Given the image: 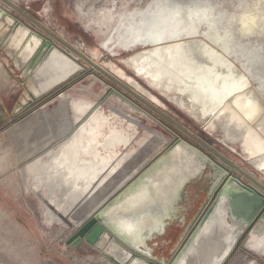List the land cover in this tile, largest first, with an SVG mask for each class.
<instances>
[{
	"label": "bare ground",
	"instance_id": "6f19581e",
	"mask_svg": "<svg viewBox=\"0 0 264 264\" xmlns=\"http://www.w3.org/2000/svg\"><path fill=\"white\" fill-rule=\"evenodd\" d=\"M109 6L107 13H102L110 23L113 20L114 28L136 27L141 34L129 37L123 33L120 42L107 38L103 43L106 49L114 55L118 50L132 51L122 60L139 77L176 102L179 108L202 123L209 134L217 135L222 144L264 175V101L247 75L230 60H236V42L229 28L221 26L222 15L214 16L212 8L203 1L187 2L180 10L169 0H135L132 8L119 7L116 15L113 8L118 6L117 2ZM161 10L178 13L182 18L189 16V22L200 24L193 27L196 29L186 24L183 27L188 28L183 29L172 22L167 31H175L180 39L143 46L148 40L145 27L140 23L149 17L155 18ZM10 23L13 22L10 20ZM91 26L89 20L84 27L91 32ZM203 28L205 32H201ZM25 33L19 29L14 44H18ZM199 37L205 41L196 39ZM188 40L191 41L186 42ZM174 49H178L179 54H173ZM53 62L61 72L68 70V63ZM110 67L115 75L126 79L114 65ZM225 78L229 83L224 82ZM258 78L259 86L264 89V76ZM237 88L240 91L228 97L229 91ZM203 89L213 90L215 97L210 98ZM111 91L131 110L152 118L123 94ZM15 131L17 156L25 182L28 184L31 177H40L42 186L49 192L46 202L56 209L52 217L45 213L44 221L70 224L74 232L145 169L168 143V136L161 130L143 132L139 120L128 111L84 96H73L62 108L43 111L34 128L29 127L24 132L15 128ZM244 247L264 257V214L247 236Z\"/></svg>",
	"mask_w": 264,
	"mask_h": 264
},
{
	"label": "rangeland",
	"instance_id": "374dc122",
	"mask_svg": "<svg viewBox=\"0 0 264 264\" xmlns=\"http://www.w3.org/2000/svg\"><path fill=\"white\" fill-rule=\"evenodd\" d=\"M134 1L0 0V9L4 16L10 15L15 19L16 24H22L30 30L31 34L50 40L60 49L73 54L85 68L84 72L76 74L68 83L48 94L44 99L24 105L20 100H27L26 78L5 48V45L9 44L8 41L15 27H11V30L6 32L5 29L9 24L0 20L4 23L0 31L5 33V37L0 40V65L3 68L0 78L5 83L4 86L0 84V264H111L112 262L86 242L76 240L68 243L74 233L70 224L44 221L45 213L52 217L56 210L46 202L49 192L42 186L38 176L31 177L28 184L25 182L17 156L15 128L23 132L29 127L34 128L39 124L43 111L62 108L64 103L73 96H84L102 101L105 106H114L119 110L128 111L139 120L143 132L146 129H158L164 132L168 136L167 146L178 137L194 140L193 136H196L264 185V175L261 172L238 153L222 144L217 135L209 134L202 123L179 108L176 102L151 88L146 80L136 75L122 60L132 51L118 50L114 55L106 49L104 41L112 38L113 42H120L123 29L114 28L113 20L110 23V19L103 17L104 13H107L109 5L113 2L118 4L116 8H113L115 14L119 11V7L121 9L127 4V8H132ZM169 1L180 10L185 8L187 2L203 1L212 8L214 16L222 15L221 26L229 28L232 40L236 42V60L234 58L230 60L247 75L253 89L259 91L258 83L261 80L258 77L264 76V0ZM89 20L92 25L91 32L84 27ZM223 28L221 32L224 31ZM201 32H205L204 28ZM204 38L196 39L204 40ZM189 41L191 40L186 42ZM76 51L86 55L94 63L103 67L106 72L93 67ZM111 64L119 72H123L126 79L115 75L116 73L112 72L110 67ZM111 90H116L126 96L142 110L148 112L152 118L144 116L137 110H131L129 106L124 105L111 94ZM259 94L264 101V89H261ZM67 119H70L69 112H67ZM238 149L240 150L239 147ZM43 159L45 160L46 157ZM196 180L193 179L189 184ZM186 187L175 205L168 224L163 230L154 232L146 240V250L158 259L172 258L177 242L187 224L194 218L192 217L194 213L191 216L187 212L189 205L181 204ZM209 187L210 180H208L207 191ZM179 209H182L185 214L181 219L175 220L173 214ZM246 238L226 264H264L263 256H258L255 251L244 247ZM165 239L172 246L171 253L165 256L154 253L160 244L163 245L162 242L164 243ZM101 246V244L95 245L96 248ZM109 249L115 252V248L110 246Z\"/></svg>",
	"mask_w": 264,
	"mask_h": 264
},
{
	"label": "water",
	"instance_id": "95a60500",
	"mask_svg": "<svg viewBox=\"0 0 264 264\" xmlns=\"http://www.w3.org/2000/svg\"><path fill=\"white\" fill-rule=\"evenodd\" d=\"M170 13L161 10L155 18L149 17L140 23L145 27L148 40L143 46L180 39L175 31H167L172 22L183 29L197 28L200 24L189 22V16L182 18L178 13ZM0 20L9 24L6 32L15 27L5 48L26 78L27 100H20L24 105L44 99L68 83L76 74L85 71L73 54L60 49L50 40L31 34L28 28L20 23L16 24L10 15L4 16L1 9ZM10 20L13 23H10ZM2 23L0 21V30ZM186 24L191 25L183 27ZM19 29L27 33L18 44H14V36L18 34ZM123 33L129 37H138L141 30L128 27L123 29ZM167 35L169 38H166ZM2 37H5V33L0 31V40ZM32 47L34 48L31 49ZM76 52L93 67L106 72L86 55ZM179 52L178 49L172 51L173 54ZM53 60L68 63V70L61 72L54 67ZM136 75L138 76L137 73ZM225 79L224 82L229 83V80ZM258 90L260 91L261 87ZM239 91L238 88L236 91H229L228 97ZM204 92L210 98L215 97L213 90ZM225 92L228 93L227 89ZM220 157L226 164L213 160L188 140L176 138L145 169L98 208L90 219L73 233L68 243L76 240L86 242L110 259L111 264H226L264 214V191L233 175L230 167L244 173L263 190L264 185L227 158L222 155ZM201 175L210 180L206 208L203 207L204 211L187 224L176 249L173 250L172 258L167 260L154 257L146 250V240L154 232L164 229L172 217L183 189ZM96 244L102 246L96 248ZM108 246L115 248V252ZM127 253L130 255L124 256Z\"/></svg>",
	"mask_w": 264,
	"mask_h": 264
},
{
	"label": "flooded vegetation",
	"instance_id": "af4514ba",
	"mask_svg": "<svg viewBox=\"0 0 264 264\" xmlns=\"http://www.w3.org/2000/svg\"><path fill=\"white\" fill-rule=\"evenodd\" d=\"M184 111L187 112L186 110H184ZM193 137H195L194 140H192L190 138H186V137H182V138L188 140L189 142H191L192 144L197 146L199 149H201L207 155H209L213 160L219 161L220 163H223V164H226L224 159H222L220 157V155H222V154H220L217 150L210 147L204 140L199 139L196 136H193ZM230 170H231L233 175L240 177L246 183L253 184L258 189L264 191L256 183L251 181V179L249 177H247L244 173L240 172L239 170L235 169L234 167H230ZM248 175L251 176L250 174H248ZM251 177H253V176H251ZM207 184H208V178L205 175H201L199 179H197L193 183L189 184L188 187H186V190L184 191L181 204L187 203L189 205L188 211L187 210L186 211L188 213H190L191 216H192V213H194V215L192 217H196L197 215H199L200 212H203L204 211L203 207H204V209L206 208L205 201H206V198L208 195V191L206 190ZM184 214H185V212L182 211V209L176 210V212L173 214V218L175 220L181 219ZM162 244L163 245L160 244V246L155 249L154 253L162 254V256L169 255L171 253L172 246L169 244L167 239H165L164 243L162 242ZM92 264H98V263H92Z\"/></svg>",
	"mask_w": 264,
	"mask_h": 264
},
{
	"label": "crops",
	"instance_id": "0c3cea01",
	"mask_svg": "<svg viewBox=\"0 0 264 264\" xmlns=\"http://www.w3.org/2000/svg\"><path fill=\"white\" fill-rule=\"evenodd\" d=\"M1 70H3V68H2V66L0 65V77L2 76V74H1ZM8 82H9V81H7V83H8ZM1 83H2V84H3V86H4V84H5V83H4V82H2V81H1V78H0V84H1Z\"/></svg>",
	"mask_w": 264,
	"mask_h": 264
}]
</instances>
